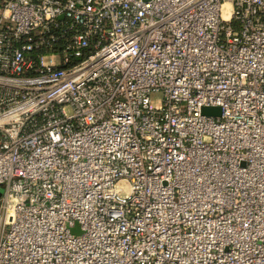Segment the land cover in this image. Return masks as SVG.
Masks as SVG:
<instances>
[{
	"label": "built area",
	"instance_id": "1",
	"mask_svg": "<svg viewBox=\"0 0 264 264\" xmlns=\"http://www.w3.org/2000/svg\"><path fill=\"white\" fill-rule=\"evenodd\" d=\"M1 189L0 264H264V0H0Z\"/></svg>",
	"mask_w": 264,
	"mask_h": 264
},
{
	"label": "rangeland",
	"instance_id": "2",
	"mask_svg": "<svg viewBox=\"0 0 264 264\" xmlns=\"http://www.w3.org/2000/svg\"><path fill=\"white\" fill-rule=\"evenodd\" d=\"M160 93L158 92H155L153 94H151V99H152V102L155 104V103H158L159 102V98H160ZM2 192V189L0 190V193ZM71 231L73 233H79L81 231V228H80V225L78 222H75V224L71 227Z\"/></svg>",
	"mask_w": 264,
	"mask_h": 264
},
{
	"label": "water",
	"instance_id": "3",
	"mask_svg": "<svg viewBox=\"0 0 264 264\" xmlns=\"http://www.w3.org/2000/svg\"><path fill=\"white\" fill-rule=\"evenodd\" d=\"M201 111L205 114H219L220 107L218 105H204L201 108Z\"/></svg>",
	"mask_w": 264,
	"mask_h": 264
},
{
	"label": "trees",
	"instance_id": "4",
	"mask_svg": "<svg viewBox=\"0 0 264 264\" xmlns=\"http://www.w3.org/2000/svg\"><path fill=\"white\" fill-rule=\"evenodd\" d=\"M73 61H75V58H73Z\"/></svg>",
	"mask_w": 264,
	"mask_h": 264
}]
</instances>
